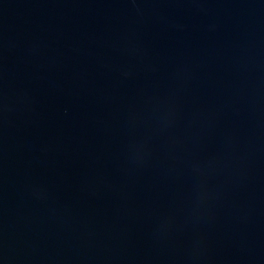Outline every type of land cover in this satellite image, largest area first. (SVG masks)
Here are the masks:
<instances>
[{
    "label": "water",
    "instance_id": "95a60500",
    "mask_svg": "<svg viewBox=\"0 0 264 264\" xmlns=\"http://www.w3.org/2000/svg\"><path fill=\"white\" fill-rule=\"evenodd\" d=\"M0 264H264V0H0Z\"/></svg>",
    "mask_w": 264,
    "mask_h": 264
}]
</instances>
